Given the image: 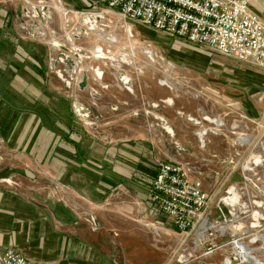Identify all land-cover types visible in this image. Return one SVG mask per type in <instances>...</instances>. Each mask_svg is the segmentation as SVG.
<instances>
[{"label": "rangeland", "instance_id": "rangeland-1", "mask_svg": "<svg viewBox=\"0 0 264 264\" xmlns=\"http://www.w3.org/2000/svg\"><path fill=\"white\" fill-rule=\"evenodd\" d=\"M78 1L81 2L33 0L41 12V6H47L49 19L41 22L38 16L27 17L30 26H36L34 20L39 22L36 28L51 46H55L53 41L69 45L71 37L89 55L79 67L88 69L85 89L78 86L81 70L70 77L63 75L69 82L68 85L63 80L69 98H74L72 91L77 90L90 109L86 118L76 115L93 123L94 135L101 140L111 143L136 140L146 147L151 146L158 159L187 166L189 175L200 181L208 195L205 214L208 222L204 228L202 224L200 235L198 231L183 233L173 229L150 197L152 185L138 182L114 185L107 196L95 203L61 190V203L69 205L88 221L91 230L106 231L112 248L119 251L115 259L119 263L124 261L122 264H264V167L253 171H244L242 167L250 153L261 154L259 149H254L240 158V148L234 143L238 133L245 132L242 127L255 126L240 117L241 110L236 108L246 101L256 115L263 107L264 70L195 43L185 41V48L179 43L173 45L174 37L137 22L130 21L125 28L114 15L102 10L104 6L95 8L87 0H82V4ZM74 12L79 22L72 25L69 17ZM82 13L99 14L101 18L96 29L76 39L74 34L84 25ZM94 46H102L113 59L96 57ZM92 67H99L105 79H99L94 70H89ZM120 73L131 79L129 90L120 81ZM204 116L219 119L220 123L218 120V124L210 122ZM159 117L167 120L175 134L173 128L171 134L163 127L164 122ZM199 130L207 132L208 143L215 137L221 139L218 144L222 148L221 156L233 158L232 169L224 166V171L219 170L220 164L214 160L213 153L194 156L201 148ZM188 149L193 152L189 154ZM150 166L147 165V169H154ZM14 182L20 184L17 179ZM55 183L58 182L52 177H43L47 188L53 190ZM231 185L237 188L240 198L235 210L232 209L233 215L231 208L220 201ZM253 200L263 205L258 206ZM254 211L261 214L256 220ZM251 222H256V226L251 227ZM231 223L243 227L234 233L227 228ZM218 225L224 226V231L216 227ZM210 226L213 229L205 233L204 229ZM253 237L256 242H250Z\"/></svg>", "mask_w": 264, "mask_h": 264}, {"label": "crops", "instance_id": "crops-1", "mask_svg": "<svg viewBox=\"0 0 264 264\" xmlns=\"http://www.w3.org/2000/svg\"><path fill=\"white\" fill-rule=\"evenodd\" d=\"M16 2L25 10L30 6L27 0H0V249L16 248L47 264H122L115 259L119 251L112 248L110 235L91 230L88 221L61 203L59 194L67 190L95 203L114 185L151 186L161 158L136 140L111 143L94 135L93 123L73 111L74 100L85 101L77 90L69 98L63 88V80L69 85L63 77L76 69L55 65L57 48L29 25L25 13L16 16ZM250 9L264 21V0H250ZM185 41L171 40L184 48ZM243 103L236 109L260 117L262 109L255 115ZM220 142L211 139L194 156L213 153L219 170H230L233 158L221 156ZM46 175L58 182L53 190L43 185Z\"/></svg>", "mask_w": 264, "mask_h": 264}, {"label": "built area", "instance_id": "built-area-1", "mask_svg": "<svg viewBox=\"0 0 264 264\" xmlns=\"http://www.w3.org/2000/svg\"><path fill=\"white\" fill-rule=\"evenodd\" d=\"M87 2L95 8L104 6L105 9L102 10L114 15L125 28L129 26L130 21L137 22L163 35L184 38L212 52L249 62L264 70V21L250 9V0H87ZM262 102V112L258 118L248 117L243 111L238 112L240 117L255 124L254 128H249L248 125L242 127L245 129V132H242L249 134L251 141H240L236 136L234 143L241 149L240 158L250 150L259 149L258 153L263 155L264 160V101ZM191 120L197 121L195 118ZM218 123L216 121L215 124ZM236 129L237 127L235 132ZM197 132L201 147L204 148L207 143L205 138L207 132L204 130ZM213 132L217 133L216 130ZM260 166L264 167V163L256 166L246 162L242 167L244 171H253ZM257 180L259 181L258 177ZM255 186L259 187L258 184ZM150 197L169 226L177 231L183 233L198 231L200 235L204 220L206 219L205 224L208 222L205 217L208 195L202 189L200 181L193 179L189 175L188 167H184L180 162L158 160ZM211 227H206L205 233L210 232ZM0 264L47 263L29 258L11 247L0 249Z\"/></svg>", "mask_w": 264, "mask_h": 264}, {"label": "water", "instance_id": "water-1", "mask_svg": "<svg viewBox=\"0 0 264 264\" xmlns=\"http://www.w3.org/2000/svg\"><path fill=\"white\" fill-rule=\"evenodd\" d=\"M27 2L29 3V5L31 6V9H23V5L21 2H16L15 3V13L16 16L18 18H22L23 14L25 13L26 16L29 17H36L38 16L41 20V22H47V20L49 19V15L47 13H49V9L47 8L46 5H42L41 10L43 12H41L36 4L31 3L29 0H27ZM81 17L83 18V22L84 25L81 26V28L78 30V33L74 34V38L76 39H82L84 36L83 34H87L88 31H92L94 29H96L97 27V23L100 20L101 16L99 14H92V15H85L84 13L81 14ZM34 25L38 26L39 22L37 20L33 21ZM53 44L56 46V48L58 49V53L56 54L55 57V65H57L58 63H65L67 62L69 65L72 66V68L76 69V71H82V77L80 79V81L78 82V86L81 90L85 89V87L88 85V69L86 68H79L80 64H82V60L84 57L88 58L89 55L85 54V51L82 47L78 46L75 44L73 38L69 37L68 38V44L67 45L65 42H59V41H53ZM93 52L95 53L96 57L99 58H111L113 59V56L108 55L107 52H104L103 47L102 46H94L93 47ZM109 52V50H108ZM89 70H94L95 73L98 75V77H101L103 74V71L99 68V67H95V68H90ZM119 79L120 81L123 82V84L125 85H129L131 83V79L126 76L124 73H120L119 74ZM129 87V86H128ZM73 111L75 112V114L81 116V117H88L90 114V109L81 101H79L78 99L73 101ZM163 122V127L170 132L171 134L173 133L172 128L170 127V125H168L167 120L164 117H159ZM206 119V117H205ZM209 120V119H208ZM210 122H216L214 119L209 120ZM199 135H201V132L199 133ZM247 163H253L256 166L262 165L264 163L263 158L261 157V155L257 154V153H251L246 161ZM227 195L223 196L221 198L220 201L223 202V204H225L226 206H228L229 208H231L230 214H234L233 210H235V204L240 200L239 195L237 193V188L233 185H231L227 190ZM253 202L255 204H257L258 206L263 205V203L261 201L258 200H253ZM233 209V210H232ZM264 209V207H263ZM254 219H258L261 214L257 211H254ZM256 222H251V227L256 226L255 224ZM242 225L241 224H235V223H231L228 225V228L233 231L234 233H237L239 230L242 229ZM250 242H256L254 241L252 238L250 239ZM224 259H227L224 258Z\"/></svg>", "mask_w": 264, "mask_h": 264}, {"label": "bare ground", "instance_id": "bare-ground-1", "mask_svg": "<svg viewBox=\"0 0 264 264\" xmlns=\"http://www.w3.org/2000/svg\"><path fill=\"white\" fill-rule=\"evenodd\" d=\"M70 18V21H71V23H72V25L73 24H76L77 22H79L78 21V15H77V13H72L71 14V16L69 17ZM103 37V36H102ZM206 119H209V120H211V118H209L208 116L206 117ZM213 120V119H212ZM215 121H217V120H215ZM218 121H220V120H218ZM221 123H222V121H221ZM235 132V131H234ZM240 134V135H239ZM238 139L240 140V141H251L250 140V137L251 136H248V135H245L244 133H238ZM251 180V179H250ZM237 219V218H236ZM206 220V219H205ZM205 220H204V225H203V228L205 227ZM216 227H218V228H220L222 231H224V229H225V227L224 226H222V225H218V226H216ZM228 228V227H227ZM213 229V228H212ZM206 230V228L204 229V231ZM202 235V234H201ZM202 237H204V235L202 236ZM254 241H257L256 240V238H252ZM224 264H226V263H224Z\"/></svg>", "mask_w": 264, "mask_h": 264}]
</instances>
